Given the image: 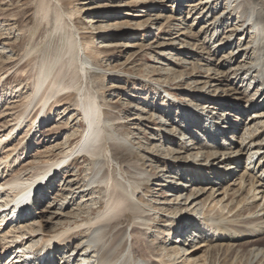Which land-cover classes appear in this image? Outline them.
<instances>
[{
	"label": "bare ground",
	"instance_id": "6f19581e",
	"mask_svg": "<svg viewBox=\"0 0 264 264\" xmlns=\"http://www.w3.org/2000/svg\"><path fill=\"white\" fill-rule=\"evenodd\" d=\"M50 4L49 0H41L38 11L49 24L51 23V14L53 11L55 12L56 30L63 35L66 44H64L65 53L62 58L69 59L66 77H69L70 81L66 82V79L55 81L56 83L51 87L54 78H51L50 70H46L42 77H38L27 109L21 114V119L19 117L16 119L18 123L12 127L8 136L18 130L19 134L24 132L27 137L32 133L35 123H38L39 127L33 134V139H36V136L41 139L43 137L42 125L46 124L44 120L47 121L50 117L48 116V106L51 100L58 97L60 103L67 104L73 95H68L63 101L64 93L76 88L78 91H82L79 85L84 78L88 80V70L92 69V62L80 54L79 42L75 39V32L70 30L66 12L60 7V4L55 8H52ZM187 6L192 10L189 12V16L197 11L196 21L193 23L197 29L190 35L183 34V36L189 41L187 44L194 50L193 60L197 58L199 61L197 64H200V67H208L206 75L203 77L206 79L204 82L206 85L197 89L198 92L193 94L198 104L194 102L193 97L182 96L187 100L183 102L175 94L164 89L166 97L170 98V107L164 106L162 103L151 107V111L159 113V118L167 120L172 128L170 134H176L177 128L183 129L180 133L178 151L169 149L176 142L170 136L164 135L163 126L157 129L155 134H152L156 137L152 138L153 141H158L159 146L155 143H150L149 146L157 149L156 153H158V148L161 147L164 152V147L168 145L166 151L168 156H170L169 154L187 153L193 146L192 149L197 150L194 154L196 157L190 156L187 159L188 162L184 166L185 171L191 169L195 172L191 186L202 185V179L196 180V176L207 172L208 176L203 184L206 187L209 186L208 191H206L207 188H194L189 196L186 195L185 199L180 200L188 188L179 183V179L177 183H174V186L170 182V185L168 183L156 185L169 188L173 195L169 192L167 196L173 197L175 200L167 198L165 202L160 200L155 203L152 201L151 203L142 202L139 199L140 194L145 195L142 184L150 181V173L139 167V164H135L136 162L121 161L117 158V152L126 155L133 154L131 151L133 145L128 138L117 136L114 122L119 119L106 117L102 109L101 98L98 95H93L87 89L83 91V94H80L76 102V110L80 112V115H84L88 129L85 130L83 140L77 143L75 149H71L70 153H61L63 158L46 157L44 172H34L31 175V181L21 177L3 179L0 172V239L6 242L2 246L0 243V249L4 251L0 255L1 259L12 251H15L13 254H16V251L21 253V250H26V245L29 242L35 243L41 235L38 234L40 223L34 222L36 218L34 214L23 216L19 221L9 220V213L3 209V203L8 204L7 200L15 188L30 187L34 191L36 186L45 179V175L50 169L60 165L72 154L82 155L81 160L89 158L95 163L102 164L100 156L104 142L108 141L111 145L110 160L111 163H115L114 173L110 175V166L106 169L102 164V169L90 177L87 180L88 184L83 188L78 184L79 179H75L76 182L72 186H76L79 191L75 193L76 197L87 198L86 201L93 202V207L88 209L77 204L75 195L71 199L64 197L59 202L55 199L57 204L53 205V209L58 207L59 211V213H55V217H65L66 214L63 211L74 207V211L81 212L79 215L68 212L71 214L70 220L73 223H70L68 228H63V231L56 232L50 238L42 237L40 242L31 246V249L34 250L37 245H55L56 253H60L61 249H64L63 257L66 263L67 261L69 263L73 258V264H264V109H262L264 107V0H193ZM108 43V41L103 43V49L112 48L106 46ZM60 62L62 63V61ZM214 62H216V68L224 70V73L218 75L219 70L214 68L213 71L209 68L210 64H214ZM197 64H193V67L196 68ZM63 71L61 69L59 74L62 75ZM60 75H57L56 78L59 79ZM50 79H52L51 82H48ZM218 84L222 86L233 84L232 89L223 93L227 98L216 95L217 91L215 92V90V94L210 97L203 93L206 86L216 88ZM232 93L233 95H231ZM157 96L161 95L157 94ZM246 98L248 100L245 101L247 103L245 107L241 103ZM15 102L17 101L13 103ZM174 102L181 103L179 105L183 106L177 109L179 115L172 119L171 107ZM38 105H41L45 115L36 116L33 119V127L31 126L29 131H24L25 122L30 115H35L40 111L41 108L33 109ZM30 112L31 114L25 117ZM195 117L199 118L202 130H198L192 135L191 127L196 124L199 126V123L193 121ZM229 117H240L243 120L241 123L245 122L246 125L245 132L240 136V142L237 143L240 148L235 152L233 144L228 143V136L230 134L233 135L232 138H235L238 130L225 125ZM22 119L25 120L22 122ZM218 124H221L225 131L217 130L215 134H210V130L205 131L204 129H213ZM188 131L189 139H185L183 133ZM198 137H201V140L196 142ZM213 137L218 139L212 140ZM25 147L22 150L24 153L28 149V144ZM20 153H17L7 163H5V159L9 160L14 151L4 152L5 157L0 153V170L5 164L10 166L11 163L20 162ZM199 156L201 158L205 156L207 161L197 160ZM246 156L248 158L245 165L243 164L244 172L238 178H236L237 173L235 172L229 175L231 170L240 167L235 165L241 164L242 167V159ZM190 158L192 160L189 162ZM210 158L216 161V166L207 163ZM76 162L75 159L66 165L55 179L49 180L45 191L37 193L39 194L38 200L48 196H50L48 199L50 200L52 191L49 187L55 184L61 176L64 178L73 176L72 173H66L71 166L77 165ZM226 163L229 164L224 166ZM207 164L209 166H205ZM222 165L227 170L223 174L225 179L219 177L222 174V171L219 170ZM182 169L183 166L178 167V175ZM77 171L80 172L81 167ZM163 171L169 173L170 169ZM226 173L227 176H225ZM213 176L215 180L211 181ZM176 177L171 178L177 180L178 177L175 179ZM182 178H184V174ZM65 185L63 184L62 187ZM93 194L100 195L98 203L95 202V198L93 199ZM205 194L208 196L201 199ZM169 200L172 202L169 203ZM102 203L104 207H102ZM37 206H40L38 201ZM36 210L38 213L39 210ZM95 214L97 217L91 218ZM201 217L204 219L201 223L203 228L193 231L194 240L190 243L191 247L184 249L186 245H180L184 234L183 231H177V226L183 224V227L189 225L191 228H196L194 222L197 224L198 221H201ZM130 226L131 230L128 229ZM210 232L211 234L208 235ZM173 234L175 237H172ZM78 237L81 239H77ZM75 240L77 241L75 248H69ZM10 242H12L11 245ZM167 244L169 245L167 246ZM64 246L66 248H63ZM159 248H161L160 252H158ZM25 253H28V256ZM30 254V252H22L21 257L24 256L29 260L28 262H31ZM11 256L12 253L7 258L8 261L11 260ZM20 259L16 256L11 263L23 264Z\"/></svg>",
	"mask_w": 264,
	"mask_h": 264
},
{
	"label": "rangeland",
	"instance_id": "374dc122",
	"mask_svg": "<svg viewBox=\"0 0 264 264\" xmlns=\"http://www.w3.org/2000/svg\"><path fill=\"white\" fill-rule=\"evenodd\" d=\"M40 1L0 0V140L2 138L0 153L5 157L4 152L14 151L9 160L5 159V163H7L17 153L21 152L20 162L11 163L10 166L5 164L1 167L0 172L3 175V179L21 177L31 181V175L34 172H44L46 157L50 156L48 158L51 159L63 158L61 153H70L71 149L76 148L77 143L83 140L85 130L88 129L84 115H80V112L76 110V102L80 94H83V91L88 89L93 95H98L101 98L102 109L106 117L119 119L114 122V130L118 134L117 136L128 138L131 145H133L131 150L133 154L126 155L117 152V158L121 161L136 162L135 164H139V167L146 169L150 173V181L142 184L145 193V195L140 194L139 196L142 202L151 203L152 201V203H155L158 200L165 202L167 198L175 200V198L167 196L170 192L169 188L156 185L160 183L163 185L168 183L170 185L172 183V186H174V183H177L179 179V183L188 188L183 193L184 195L182 194L180 200L185 199L186 195L189 196L194 188H207L206 191H208L209 186L206 187L203 184L208 176L207 172L196 176V180L202 179V185L191 186L193 184L191 180L195 172L191 169L185 171L186 168L184 166L188 162L187 159L190 156L196 157L194 154L197 150H193V146L187 153L169 154L170 156L166 153L168 145L164 147V152L161 147L158 148V153H156L157 149L149 146L150 143H155L159 146L158 141H153L152 138L155 136L152 134H155L157 129L163 126L162 132H164V135L170 136L176 142L169 149L178 151L180 133H182L181 130L183 129L177 128L176 134H170L172 128L167 120L159 118V113H152L151 111V107L162 103L164 106L170 107V98L166 97L167 94L164 93V89L175 94L183 102L187 100L183 99L182 96L193 97L194 102L198 104L193 94L198 92L197 89L206 85L204 84L206 79L203 77H205L208 67H200L201 65L197 64L199 63L197 58L193 60L194 50L187 44L189 41L183 36V34L190 35L197 29L193 25L194 21H196L195 15L197 11L189 16V12H192V10L187 6L193 0H49L52 8L60 4V7L66 12L70 30L75 32V39L79 42L80 54L92 62V69L88 70V80L84 78L79 85L82 91H78L76 88L64 93L62 99L72 94V101H68L67 104L64 102L60 103L58 97L51 100L48 106V116L50 117L47 121L44 120L46 124L42 125L43 137L41 139L40 137L37 138V136L36 139H33L38 123H35L32 133L30 132L31 134L27 136L28 138L24 132L19 134L18 130L8 136L12 127L18 123L16 119L18 117L21 119V114L27 109L30 98L34 93L35 85H37V80L44 75L46 70H50L52 72L51 78H54L51 87L57 81H62L63 79H66V82L70 81L69 77H66L69 69V59L67 57L62 58L66 44L63 35L56 30L55 12H52L51 23L49 24L38 11ZM192 26L194 27L191 28ZM181 39L183 42L180 41ZM184 40L187 41L184 42ZM107 41L109 43L106 46L112 48L103 49V43ZM185 45H188V47H185ZM195 63L197 64L196 68L193 67ZM215 63L210 64L214 67L210 66L209 68L219 70L218 75L219 73H224V70L216 68ZM61 69L64 70L62 75L59 74ZM57 75H60L59 79L56 78ZM52 79L48 82H51ZM225 85L218 84L216 88L206 86L203 93L210 97L217 91L216 95L227 98L223 93L228 91V89H232L233 84ZM157 94L161 96L156 97ZM159 99L161 100L158 101ZM246 100L248 99H244V102L241 103L245 107L247 105ZM14 101L17 102L13 103ZM174 103L171 107L172 119H175L178 115L177 109H180L179 104H181ZM232 103L234 102L232 101ZM237 104L239 105V103ZM40 108L41 105H38L33 109L39 110ZM42 111L43 109L41 108L35 115H30L25 122L24 131H29L33 127V119L36 116L45 115ZM31 112L25 117H28ZM24 120L22 119V122ZM193 121L199 123V118L195 117ZM241 121L243 122L240 117H229V120L225 122V125L235 127L234 129L238 130L235 138H232L233 135L230 134L228 136V143L233 144L234 152L240 148L237 143L240 142V136L246 129L245 122L241 123ZM200 126V123L199 126L198 124L194 127L192 126L191 134L193 135L196 131L202 130ZM215 128L204 129L205 131L210 130V134H215L212 132ZM183 134H185L183 135L185 139H189V131ZM213 139L217 140L218 138L213 137ZM200 140L201 137H198L196 142ZM27 144L28 149L24 153L22 150L26 148ZM119 144L122 145L121 143ZM120 145L117 146L120 147ZM110 151V143L108 141L104 142L100 157L106 169L110 166L109 173L111 175L114 173L113 166H115V163H111ZM72 155H76L77 165L71 166L66 174L72 173L73 176H67V178L61 176L58 178L56 183L49 187L52 191V194H50L51 199L48 200L50 196L41 199L39 212L34 214L36 215L34 222L40 223L38 234L41 235L36 239L37 243L41 241L42 237L50 238L56 232L63 231L70 226V223H73L70 220L71 214L79 215L81 211H74V207L63 211L66 214L64 215L65 217H55V213H59V211L57 210L58 207L53 209V205H56V202H59L64 197H70V199L74 195L76 197L75 193L79 191H77L76 186L72 187L76 182L75 179H79L78 184L83 188L84 185L88 184L87 180L102 169L103 165L98 164V162L95 163L94 160L89 158L81 160L78 154ZM247 158L248 156L242 159V167L241 164L235 165L240 167L231 170L229 175L235 172L237 173L236 178H238L244 172L243 164L245 165ZM191 160L192 158H190L189 162ZM197 160L207 161L205 156L202 158L199 156ZM207 163L217 165L212 158ZM228 164L226 163L224 166ZM179 166H183V169L178 175ZM205 166H209V164ZM224 166L222 165V168L219 169L222 171L219 176L220 179H225L223 174L227 170H225L226 167ZM79 167H81L80 172L77 171ZM164 169H170L169 173H165ZM77 172L78 174H76ZM183 174L184 178H182ZM163 175L165 176L163 177ZM225 176H227V173ZM171 177H176L175 179L177 180H173ZM213 180H215L214 176L211 181ZM69 181L72 182L70 183ZM63 184L66 185L62 187ZM99 196L98 194L92 195L93 199H96V203L100 201ZM207 196L208 194H205L201 199ZM92 197L90 196V198ZM86 199L76 197L75 200L77 204L91 209L93 202L86 201ZM170 200L168 201L169 203L172 202ZM95 217H97L96 214L91 218ZM194 223L197 226L196 222ZM130 228L131 226L128 227L129 230H131ZM172 237H175V235L173 234ZM77 239H81V237ZM12 242H10V245ZM0 243L2 246L6 242L0 239ZM35 243L31 244L29 242L26 245V250L21 251L29 252L31 246ZM76 244L77 241L75 240L69 248H75ZM10 245L8 244L7 246L9 247ZM63 248L66 247L64 246ZM159 249L158 252L161 251V248ZM63 250L61 249L60 253H58V259L63 255ZM14 252H10V254L12 253L10 261H8L9 259L7 260L10 254H6L2 259L0 258V264H15L11 263L17 256V253L13 254ZM3 253V249H0V255ZM25 254L28 256V253ZM56 262H59V260Z\"/></svg>",
	"mask_w": 264,
	"mask_h": 264
}]
</instances>
